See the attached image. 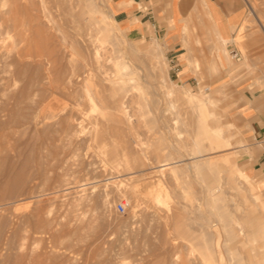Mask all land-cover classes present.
Masks as SVG:
<instances>
[{
  "label": "rangeland",
  "instance_id": "obj_1",
  "mask_svg": "<svg viewBox=\"0 0 264 264\" xmlns=\"http://www.w3.org/2000/svg\"><path fill=\"white\" fill-rule=\"evenodd\" d=\"M3 1L0 240L1 246L6 243V250L9 245L12 248L5 252L6 263L1 260L0 264H18L21 257L23 264H214L215 248L219 264H264V163L253 167L262 146L251 137L249 121L243 115V110L253 105L264 122V0H245L247 18L253 21L242 26V35L224 45L226 54H218L222 45L204 6L185 14L183 25L188 30L180 29L179 40L170 46L150 23L144 32L122 26L115 18L112 0H91L95 15L103 20L100 26L106 28L100 31L87 23L89 14L84 16L87 20H75L80 0ZM172 2H151L160 9L162 25L170 17ZM149 7L143 3L142 11ZM44 12L49 16L43 18ZM36 16L42 22L40 28L36 27ZM41 28L51 32L41 35ZM73 37L79 39L89 59L95 50L101 52L108 76L115 75V61L128 63L127 73H132L128 77L134 78L138 89L134 99L124 100L131 116L119 127L112 122L117 101L91 100L84 93L81 75L74 82L65 79L62 91L57 92L51 91L48 77H43L53 74L65 78L67 70L70 72L66 69L68 60L78 59L68 44ZM102 38L105 44L97 41ZM91 39H95L94 44H89ZM17 48L28 52L23 61L18 60ZM55 49L63 52L58 66L47 64L49 69L45 66V70ZM38 52L52 53L44 56L46 61L41 60L43 56L40 59L41 70H45H39L42 76L38 66H31L41 57ZM233 52L238 57H233ZM26 58H32L28 67ZM193 60H197V67ZM31 78L35 79L32 92L27 87ZM20 89L33 94L23 96ZM195 94L211 100L207 110L218 118L222 115L224 125H230L229 134L225 130L215 139L218 147L213 150L193 141L202 137L196 135ZM187 95L193 97V103L187 101ZM208 123L216 125L213 119ZM103 126L111 134L106 133L102 142L96 138ZM228 135L232 144L226 147ZM116 137L119 140L114 145ZM195 147L201 152L192 159L189 154ZM136 153L143 159L138 168ZM125 154H130L132 163L126 164ZM225 156L230 159L228 164ZM157 158L184 160L175 166L177 176L168 172L161 178L163 186L154 184V177L160 179L152 168ZM229 172L233 176L227 175ZM153 195L166 205L156 204ZM119 203H125V213L118 212ZM169 206L180 212L186 224L179 226L184 235H176L167 219ZM66 220L69 225L62 227ZM15 256L18 261H14Z\"/></svg>",
  "mask_w": 264,
  "mask_h": 264
},
{
  "label": "bare ground",
  "instance_id": "obj_2",
  "mask_svg": "<svg viewBox=\"0 0 264 264\" xmlns=\"http://www.w3.org/2000/svg\"><path fill=\"white\" fill-rule=\"evenodd\" d=\"M3 1V0H2ZM2 1H1V3L0 4H2ZM5 1H7V0H5ZM5 1H3V2H5ZM5 4H6V2H5ZM5 4L3 3V5L2 6H5ZM77 5L79 6V8H80V11L77 13V15L75 16V20L77 21V22H80V19H83V20H87V19H85V15L86 14H89V19L87 20V23L89 24V25H91V26H93V27H95L96 29H97V31H100V30H102V29H106V28H103L102 26H100V22L101 21H103V20H101L99 17H97L95 14H97V10L95 9V4L93 3V1H91V0H80L78 3H77ZM0 7H1V5H0ZM44 14H47V13H43V18H44V16H49V15H44ZM38 16V15H37ZM37 16H36V18H37ZM45 17V18H46ZM46 19H49L50 20V17L49 18H46ZM45 19V20H46ZM36 21H37V24H36V27H42L41 25H42V22L40 21V19H39V17L36 19ZM47 22H48V20H46ZM43 24H45L46 25V23L44 22V20H43ZM48 26V25H47ZM49 27V26H48ZM47 27V28H48ZM46 28V30H44V28L42 29L41 28V30L42 31H38V33L40 32H45V31H49L48 29ZM50 28H51V26H50ZM37 30H38V28H37ZM183 30H184V32H187V30H188V27L186 26V25H184V27H183ZM49 32H51V31H49ZM48 34V32H46V35ZM49 34H50V36H49ZM47 36H49V37H52L51 35H52V33H49ZM41 35H42V33H41ZM43 36H44V34H43ZM48 37V38H49ZM54 38V37H53ZM64 38V37H63ZM66 38V37H65ZM79 40V39H78ZM78 40H76V38H71L70 39V41H69V46H70V50L72 51V52H76L77 53V56H78V59H69L68 60V62H67V66L69 67V68H66V66H65V68L66 69H69V71L70 72H68V70H67V75H66V77L64 78V76L62 77V75L61 76H55V75H51V74H48L49 76H46L44 73V78H47L48 77V79H49V83H48V81H47V83L49 84V87H50V89H51V91H55V92H57L58 90H61V87H63V84H64V80L65 79H68L69 81H73L74 82V79L76 80L80 75L82 76V82L84 83V87H85V90H84V93L86 92V95L88 96V97H90V99L92 100V98H97V100L99 99V100H101V101H104V102H108L109 100H116L117 101V103L114 101V110H116V113L115 114H113V117H112V122H114L115 123V125H117L118 124V127H119V124H122V123H124L126 120H129V116H131V115H129L128 114V112L125 110L126 108L124 107V100L125 99H127V98H133L134 97V94H135V89H138V87L134 84V78L133 77H128V75H131V74H129V73H127V69H128V65H126V64H128V63H125V62H122V61H120V60H117V61H115V67H116V72H115V75H113V76H108V75H106L105 74V69L106 68H104V65H103V63L105 62V60L106 59H103V57H102V54H101V52L99 51V50H95L93 53H92V55H91V59H89L88 57H86V55H84L83 54V52H82V47H81V44H80V42L78 41ZM97 40V39H96ZM94 41H95V39L94 40H89V44H94ZM97 41H99V42H101L102 44H105V41H106V39H98ZM55 42V41H54ZM65 42V41H64ZM67 42V41H66ZM65 42V43H66ZM88 43V42H87ZM113 45H117V42H114V43H112ZM65 45V44H64ZM47 47V46H46ZM57 47H58V45H57ZM56 47V48H57ZM89 47H91V46H89ZM59 48V47H58ZM114 48V47H113ZM112 48V49H113ZM18 49V48H17ZM52 49V48H51ZM86 49V48H85ZM97 49V48H96ZM99 49V48H98ZM19 50V49H18ZM53 50V49H52ZM59 50V49H58ZM109 50V49H108ZM121 50V49H120ZM20 51V52H19ZM18 52V60H19V62L20 61H23V59H25L24 57H26V54L28 53H26L25 54V52H21V50H19ZM28 51V50H27ZM42 51V50H41ZM54 51H56V49L54 50ZM86 51V50H85ZM84 51V52H85ZM225 51V50H224ZM32 52V51H31ZM40 52V51H39ZM39 52L37 53V54H39ZM106 50H105V52H104V54H106ZM117 52H118V50H117ZM122 52V51H121ZM46 53V52H45ZM55 53V54H54ZM53 54L52 53H48L49 54V56H47L46 54H44L43 53V55L42 54H39L38 56H41V57H39L38 58V56L37 55H35L37 58H38V60L37 59H34V61L35 62H37L36 63V65H31V66H38V68L36 67V69H38V71L39 70H41L42 68L41 67H43V66H41L42 65V61L44 60V61H46V59L47 58H45L44 56L46 55L47 57H50V55H51V58H48L47 59V61H46V65H44V68H45V66H47V64L48 65H50V66H52V67H57L58 65V62H59V58L62 56V54H63V52H61L60 50L57 52H54ZM119 53V52H118ZM103 54V55H104ZM107 54H108V52H107ZM110 54V53H109ZM122 54V53H121ZM29 55V57H30V54H28ZM27 55V56H28ZM14 56V55H13ZM42 56L45 58V59H43L42 58ZM119 56V55H118ZM71 57V56H70ZM74 57V56H73ZM107 57V56H106ZM121 57H123V56H121ZM14 58V57H13ZM42 58V59H41ZM108 58V57H107ZM16 58H14V60H15ZM27 59V58H26ZM29 59H31L32 60V58H28L27 59V62H26V65H27V63H28V60ZM40 59L42 60V61H40ZM122 59V58H121ZM124 59V58H123ZM194 59V58H193ZM37 60V61H36ZM65 60V59H64ZM113 60V59H112ZM11 61H12V59H11ZM17 61V60H16ZM25 61V60H24ZM12 62H14V61H12ZM11 62V63H12ZM190 62V61H189ZM194 64H195V66L197 67L198 66V62H197V60H193L192 61ZM65 64H66V62H64ZM14 64H15V62H14ZM17 64H19V63H17ZM30 64H32V62L30 61ZM30 64H28V65H30ZM35 64V63H34ZM13 65V64H12ZM25 65V64H24ZM25 65V66H26ZM28 65L26 66V67H28ZM17 66V65H16ZM19 66V65H18ZM17 66V67H18ZM30 67V66H29ZM35 67H34V69H35ZM131 67V66H130ZM30 68H32V67H30ZM30 68H28V70L30 69ZM40 68V69H39ZM43 68V69H44ZM47 68H48V66H47ZM64 68V67H63ZM42 69V70H43ZM49 69V68H48ZM66 69H65V71L64 72H66ZM14 70H15V68H14ZM19 70H21V69H19ZM41 70V71H42ZM45 70H46V68H45ZM44 70V71H45ZM107 70V69H106ZM7 71V70H6ZM13 71V70H12ZM24 71V70H23ZM27 71V70H26ZM30 71V70H29ZM28 71V72H29ZM41 71H39V75H43L42 73L40 74V72ZM44 71H42V72H44ZM15 72V71H14ZM21 72V71H20ZM51 72V71H50ZM13 73V72H12ZM34 73V72H33ZM14 74V73H13ZM38 74V73H37ZM36 74V75H37ZM84 74V75H83ZM38 75V76H39ZM60 75V74H59ZM17 76V75H16ZM41 76H39L38 78L40 79V77ZM80 76V77H81ZM95 76V80H93L94 78H92V77H94ZM43 77H41L42 79H43ZM60 77H62V78H64L63 80H61L60 79ZM76 77V78H75ZM37 78V79H38ZM140 79V78H139ZM45 80V79H44ZM37 81H39V80H37ZM34 82H35V79L34 78H31L30 80H29V82L27 83V84H29V86H27V87H29V89H30V87L34 84ZM46 82V81H45ZM38 83V82H37ZM46 83V84H47ZM76 83V82H75ZM44 85V84H43ZM70 85V84H69ZM69 85H67V87L69 86ZM80 85V84H79ZM80 87V86H79ZM32 88V87H31ZM64 88H66L65 86H64ZM82 88V87H81ZM1 89V88H0ZM33 89V88H32ZM32 89H30V91L32 90ZM49 89V90H50ZM24 90V89H23ZM25 90H26V92H27V89L25 88ZM24 90V91H25ZM140 90V89H139ZM20 91H21V89H20ZM20 91H19V93H20ZM22 92V93H20V94H23V96L25 95V96H27V95H30L29 94V92L28 93H26V92ZM33 91V90H32ZM31 91V92H32ZM45 91H47V90H44V92ZM62 91V90H61ZM80 91V90H79ZM69 92V91H68ZM82 92V94H83V91H81ZM81 92H79V93H81ZM16 93V92H15ZM18 93V92H17ZM39 93V92H38ZM50 93V92H49ZM54 93V92H53ZM138 93V92H137ZM33 94V93H32ZM31 94V95H32ZM72 94V93H71ZM73 94H74V92H73ZM16 95V94H15ZM19 95V94H18ZM49 95V94H48ZM70 95V94H69ZM78 95V94H77ZM137 95H140L139 93L137 94ZM136 95V96H137ZM20 96V95H19ZM22 96V95H21ZM23 96H22V99H23ZM79 96V95H78ZM82 96V95H81ZM141 96V95H140ZM30 97V96H29ZM37 97H38V94H37ZM43 97V96H42ZM59 97V96H58ZM69 97V96H68ZM138 97V96H137ZM184 97V96H183ZM26 99H27V97H25ZM193 97L192 96H190V95H187V101L188 102H190V103H193L192 101H194V99H192ZM194 98H196V100H195V106H193L192 108H195L194 110L196 111V118H197V128H196V131H197V133H196V135H198V136H202L201 137V139L198 141V138H196V137H194L195 139L193 140L194 142H196V144L198 145V146H203V147H208V149H210V150H213L214 148H216V147H218V146H216V141H215V139L218 137V136H220V135H222V134H224L225 133V128L222 126V125H219V124H216V123H214V124H216L215 126H212V125H210L209 123H208V121L210 120V119H213V121H217L219 118L214 114V113H212V112H210V111H208L207 110V108H206V106H207V103L208 102H211V100H205L204 98H202V97H199L198 95H196L195 94V96H194ZM15 99V98H14ZM17 99H20L19 97L17 98ZM85 99V98H84ZM134 99V98H133ZM132 99V100H133ZM39 100V99H38ZM139 100H141V99H139ZM138 100V101H139ZM19 101V100H18ZM42 101V100H41ZM24 102V101H23ZM92 102V101H91ZM17 103V102H16ZM97 103V102H96ZM101 103V102H100ZM103 103V102H102ZM141 103V102H140ZM105 104V103H104ZM193 104H191V106H192ZM188 112V111H187ZM112 114V113H111ZM66 116V115H65ZM126 119V120H125ZM67 120V119H66ZM132 121V120H131ZM128 122V121H127ZM115 125H112V126H115ZM125 126V125H124ZM196 126V125H195ZM118 127L116 128L117 130H118ZM109 128L111 129H113V127H110V125H109ZM108 128V132H107V130L104 128V126L102 127V128H100V130L97 132V138L96 139H99V140H102V139H104L106 136H107V134L106 133H109V132H111L110 131V129ZM115 128V127H114ZM57 129V128H56ZM120 129V128H119ZM54 130V129H53ZM73 130V129H72ZM117 130H116V134L117 133H119V132H117ZM64 131V130H63ZM118 131H120V130H118ZM124 131V130H123ZM3 133V132H2ZM131 133V132H130ZM5 134V133H4ZM58 134V133H57ZM109 134H111V133H109ZM7 135V134H6ZM120 135V134H119ZM127 136V135H126ZM111 137V136H110ZM122 138V137H121ZM106 139H107V137H106ZM115 139H117V140H111L112 141V143L114 144V145H116L117 143V141L119 140L117 137L115 138ZM105 140V139H104ZM56 141V140H55ZM220 141V140H219ZM7 142V141H6ZM57 142H58V140H57ZM102 142H103V140H102ZM108 142V141H107ZM96 143V142H95ZM182 142L181 141H179V145L181 144ZM218 143V142H217ZM122 144V143H121ZM176 144H177V142H176ZM183 144H185V143H183ZM224 144H225V146L226 147H229L231 144H230V141L227 139L225 142H224ZM127 145V144H126ZM133 145V144H132ZM160 145V144H159ZM159 145H157L158 147H160ZM221 145V144H220ZM138 146V145H137ZM181 146V145H180ZM188 146V145H187ZM224 146V147H225ZM131 147V146H130ZM134 147V146H133ZM183 148H184V145H183ZM130 149V148H129ZM155 150H159V149H157V148H154ZM182 149V148H181ZM185 149V148H184ZM189 149H192V148H189ZM0 150H1V147H0ZM131 150V149H130ZM193 151L189 154V155H192V159H194L195 157H196V155L195 154H198V153H200L201 152V150H200V148H199V150H198V148H194V149H192ZM226 150V149H225ZM228 150V149H227ZM6 151V150H5ZM10 151V150H9ZM128 151V150H127ZM139 151V150H138ZM222 151V150H221ZM129 152V151H128ZM131 152V151H130ZM158 152H160V151H158ZM183 152V151H182ZM186 152V151H185ZM214 152V151H213ZM8 153V152H7ZM114 155L116 154L115 153V151L114 152H112ZM118 153V152H117ZM132 153V152H131ZM145 154V153H144ZM156 154H159V153H156ZM211 154H213V153H211ZM113 155V156H114ZM132 155V154H131ZM136 155H137V153H136ZM135 155V159H137V157H138V159H139V156L138 155H140V157H141V153H139L137 156ZM8 156V155H7ZM112 156V155H111ZM133 156H134V154H133ZM158 156V155H157ZM156 156V157H157ZM206 156V155H205ZM130 154L129 155H127V154H125L124 156H123V159L125 160V162H126V164H130V163H132V162H130ZM152 157V156H151ZM115 158V157H114ZM133 159V158H132ZM132 159H131V161H132ZM134 159V160H135ZM135 160V161H137V168L138 167H140L141 165H143V162H142V158H140V159H142L141 161H140V159L139 160ZM158 159V158H157ZM162 159V158H161ZM211 159V158H210ZM214 160V159H213ZM208 161H210V160H208ZM224 161L228 164L229 162H230V159H229V157L228 156H225L224 157ZM134 162V161H133ZM181 162H184V160H180V159H176V158H173V159H166V160H159L158 159V161L155 163V161H154V163L153 164H155V165H153L152 166V168L153 169H155V170H157V174H159L158 176L160 177V179L157 177V178H155L154 177V184L155 183H157V184H160L161 186H163L164 185V183L162 182L163 180H161V178H163V177H165V174H167L168 172L169 173H171V175H173V176H177V172H176V168H175V166H176V164H179V163H181ZM136 163V162H135ZM208 163H211V161L210 162H208ZM134 164V163H133ZM132 164V165H133ZM151 165H152V162L150 163ZM123 165V164H122ZM135 165V164H134ZM150 165V166H151ZM200 165V164H199ZM206 167H207V165H206ZM137 168H135L136 170H137ZM151 168V169H152ZM179 170V169H178ZM182 170V169H181ZM186 170V169H185ZM226 170V169H225ZM227 171V170H226ZM141 171H137L136 173H140ZM152 173H153V171H152ZM231 172H229L227 175H232L233 176V174L231 173ZM154 174V173H153ZM152 174V175H153ZM183 175V174H182ZM181 175V176H182ZM216 175H217V173H216ZM220 175V174H219ZM239 175V174H238ZM240 175H242L241 173H240ZM139 176V175H138ZM170 176V175H169ZM168 176V177H169ZM167 177V176H166ZM227 177V176H226ZM245 177V176H244ZM232 178V177H231ZM235 177H233V179H234ZM237 178V177H236ZM240 178H243V177H241L240 176ZM246 178V177H245ZM228 179H229V177H228ZM238 179H239V177H238ZM244 179V178H243ZM242 179V180H243ZM166 180V179H165ZM174 180H175V178H174ZM247 181H249V179L247 180ZM165 182V181H164ZM226 182H229V181H226ZM232 182V181H231ZM234 182V181H233ZM244 182H246L245 180H244ZM170 183V182H169ZM221 183V182H220ZM243 183V182H242ZM246 183H248V182H246ZM230 184V183H229ZM235 184H236V182H235ZM237 186H239L238 184H237ZM236 187V186H235ZM253 188V187H252ZM5 196V195H4ZM154 196V195H153ZM160 197L158 196V195H155L154 196V202L156 203V204H158V205H160V204H164V205H166L165 203H164V201H162V200H160L159 199ZM225 198V197H224ZM215 199V198H214ZM3 200V199H2ZM15 201V200H14ZM214 201V200H213ZM219 201H221V200H219ZM3 203V202H2ZM5 203V202H4ZM217 204V203H216ZM217 208V207H216ZM218 208H220V207H218ZM1 209V208H0ZM170 209V210H169ZM168 211H167V213H168V215H167V219H169L171 222H170V224H172L173 226H174V229H176V235H184V233L182 232V230L183 229H181V227H179L180 225L182 226V222H183V220H182V217L180 216V212H175V211H173V209L169 206L168 207V209H167ZM219 211V210H218ZM222 212V211H221ZM220 214V213H219ZM221 216V215H220ZM5 217V216H4ZM21 217V216H20ZM184 217V216H183ZM6 218V217H5ZM235 219V218H234ZM5 221V220H4ZM64 222V221H63ZM62 222V224H60L62 227H66L67 225H69V222L70 221H65L64 223ZM238 223V222H237ZM183 224H184V222H183ZM59 225V224H58ZM59 225V226H60ZM184 225H186V224H184ZM219 226V225H218ZM62 227H60V228H62ZM184 228V227H183ZM230 228H232V227H230ZM235 228H236V226H235ZM235 228H233V230L235 229ZM228 229V228H227ZM188 230V229H187ZM187 232V231H186ZM6 233V232H5ZM186 235H187V233H186ZM238 235V234H237ZM61 236H62V234H61ZM11 237V236H10ZM14 237V236H13ZM220 237V236H219ZM0 238H2L3 239V237H0ZM4 239H6V238H4ZM8 240H9V238H8ZM8 240H6V241H8ZM14 240V239H13ZM1 241L2 240H0V262H1V260L3 261L4 260V262H5V259H6V257H5V252H7V251H9V250H11V249H9L11 246L8 244V242H7V245H9L8 247H7V249L8 250H6V247H3V245L4 244H6V243H4V244H2V246H1ZM11 241V240H10ZM4 242H5V240H4ZM10 243V242H9ZM11 244H12V242H11ZM6 245V246H7ZM5 246V245H4ZM12 248V247H11ZM21 249V248H20ZM193 249V248H192ZM6 250V251H5ZM21 252V251H20ZM20 252L19 253H17L18 255L20 254ZM206 252V251H205ZM9 253V252H8ZM218 252H217V250H216V248H215V250H214V254H216L215 255V257H216V259H215V263L214 264H219L220 263V255H218L217 254ZM10 254V253H9ZM16 255V254H15ZM11 256V255H10ZM20 257L21 256H23V255H19ZM26 257H28L27 255H26ZM5 258V259H4ZM11 258H12V256H11ZM19 258V257H18ZM18 258L16 259V256H15V258H14V261H18ZM23 257H21V258H19V261L17 262L18 264H23V259H22ZM213 258V257H212ZM16 259V260H15ZM28 259V258H27ZM207 259H208V255H207ZM12 261H13V259H12ZM8 262V261H7ZM25 262V261H24ZM28 262V261H27ZM26 262V264H28ZM6 263V262H5ZM9 263H10V261H9Z\"/></svg>",
  "mask_w": 264,
  "mask_h": 264
},
{
  "label": "crops",
  "instance_id": "obj_3",
  "mask_svg": "<svg viewBox=\"0 0 264 264\" xmlns=\"http://www.w3.org/2000/svg\"><path fill=\"white\" fill-rule=\"evenodd\" d=\"M152 0H112V7L116 20L124 27L135 32H144L149 29L150 23L157 35H160L168 45L173 46L179 40L180 29L183 31V18L190 10H195L199 6H204L210 23L212 24L218 40L220 41L221 51L218 54H226L224 45L234 39L236 35L244 33L245 23L253 20L247 18L248 5L245 0H173L171 3L170 17L166 25H162L160 9L151 3ZM143 3L150 4L147 12L142 11ZM252 15L258 19L257 14L250 5ZM213 68L218 66L213 64ZM243 115L249 121L251 137L262 146L260 155L254 162V168L264 163V122L263 117L257 107L250 105L243 110ZM214 123L222 125L229 134L230 125L225 126L222 115ZM231 135H228L230 140ZM231 142V140H230ZM232 144V143H231Z\"/></svg>",
  "mask_w": 264,
  "mask_h": 264
},
{
  "label": "built area",
  "instance_id": "obj_4",
  "mask_svg": "<svg viewBox=\"0 0 264 264\" xmlns=\"http://www.w3.org/2000/svg\"><path fill=\"white\" fill-rule=\"evenodd\" d=\"M233 57H238V53L237 52H233ZM117 210L119 213H125L126 212V205L125 203H119Z\"/></svg>",
  "mask_w": 264,
  "mask_h": 264
}]
</instances>
